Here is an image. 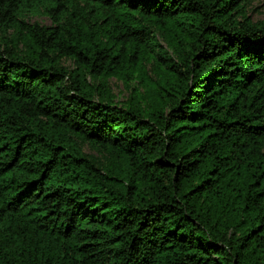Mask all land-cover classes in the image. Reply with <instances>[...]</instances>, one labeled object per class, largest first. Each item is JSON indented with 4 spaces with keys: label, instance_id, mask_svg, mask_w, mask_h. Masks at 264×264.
<instances>
[{
    "label": "trees",
    "instance_id": "1",
    "mask_svg": "<svg viewBox=\"0 0 264 264\" xmlns=\"http://www.w3.org/2000/svg\"><path fill=\"white\" fill-rule=\"evenodd\" d=\"M249 1L0 0V264H264Z\"/></svg>",
    "mask_w": 264,
    "mask_h": 264
},
{
    "label": "rangeland",
    "instance_id": "2",
    "mask_svg": "<svg viewBox=\"0 0 264 264\" xmlns=\"http://www.w3.org/2000/svg\"><path fill=\"white\" fill-rule=\"evenodd\" d=\"M247 15L253 22H264V0H250L247 4ZM29 21H37L42 24L50 25L51 20L41 14H33L28 18ZM159 41L163 43L161 37L159 36ZM61 63L68 69L75 68L76 64L72 59L68 57H63L61 59ZM87 80L93 81L91 78H87ZM106 84L110 92L114 95V101L117 103H125L129 96L133 93V88H139V93L143 92V89L138 86L135 82L129 83V85H125L121 80L115 77H109L106 79ZM136 96V94H134ZM81 148L84 153H87L95 158H97L100 162H106L104 151L97 149L96 147L84 142L81 143Z\"/></svg>",
    "mask_w": 264,
    "mask_h": 264
}]
</instances>
